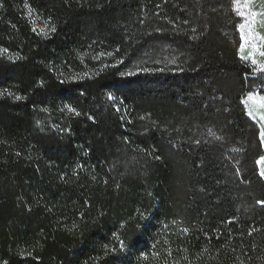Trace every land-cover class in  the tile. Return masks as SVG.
Wrapping results in <instances>:
<instances>
[{"label": "trees", "instance_id": "1", "mask_svg": "<svg viewBox=\"0 0 264 264\" xmlns=\"http://www.w3.org/2000/svg\"><path fill=\"white\" fill-rule=\"evenodd\" d=\"M0 5V264H264V0Z\"/></svg>", "mask_w": 264, "mask_h": 264}, {"label": "rangeland", "instance_id": "2", "mask_svg": "<svg viewBox=\"0 0 264 264\" xmlns=\"http://www.w3.org/2000/svg\"><path fill=\"white\" fill-rule=\"evenodd\" d=\"M38 30L43 31V26L39 23L35 26ZM248 30L250 31L252 29V23L250 22L249 25L246 26ZM253 41L250 40V43ZM253 48L249 49L248 53L249 55L253 56L256 53L261 55V52L263 50L258 47L256 43L253 42ZM247 108L249 112L257 119L258 123L262 125V136H263V143H264V94H261L259 92L255 94H251L246 99Z\"/></svg>", "mask_w": 264, "mask_h": 264}, {"label": "snow or ice", "instance_id": "3", "mask_svg": "<svg viewBox=\"0 0 264 264\" xmlns=\"http://www.w3.org/2000/svg\"><path fill=\"white\" fill-rule=\"evenodd\" d=\"M0 6H2V5H0ZM240 15L243 16L244 13L241 12ZM262 15H264V13H262ZM249 16H250V18H254L256 16V13H254V12L253 13H250ZM246 23H247V21L245 22V24H241L240 25L241 39L245 43L247 42V39L244 36V29H245ZM52 31H55V29L53 28ZM261 40L264 41V36H261ZM261 47H264V44H262ZM241 51H243V45H241ZM261 55L264 56V52H261ZM243 59L246 60V59H248V57L245 56V57H243ZM253 63H255V59H253ZM261 71H264V68H262ZM249 114H251V113H249ZM262 162H264V158H262ZM262 175H264V173H262ZM259 203H261L262 205H264V201H259ZM5 264H6V262H5Z\"/></svg>", "mask_w": 264, "mask_h": 264}]
</instances>
